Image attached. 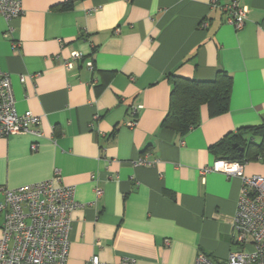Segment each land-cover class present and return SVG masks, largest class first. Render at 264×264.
I'll return each instance as SVG.
<instances>
[{
	"label": "crops",
	"instance_id": "obj_1",
	"mask_svg": "<svg viewBox=\"0 0 264 264\" xmlns=\"http://www.w3.org/2000/svg\"><path fill=\"white\" fill-rule=\"evenodd\" d=\"M16 1L23 15L0 17V70L17 112L39 117L42 136L0 138V189L47 181L55 171L74 187L84 207L70 216L66 264L94 256L194 264L198 253L225 264L237 249L241 181L201 170L217 161L209 148L226 134L264 123V0H239L240 29L212 0ZM69 1V9H54ZM72 52L93 71L81 62L68 70ZM218 71L232 77L229 111L210 118L202 106L200 125L182 139L161 129L166 76L211 81ZM134 107L137 122L128 128ZM243 171L264 177V160ZM2 222L0 215V230Z\"/></svg>",
	"mask_w": 264,
	"mask_h": 264
},
{
	"label": "built area",
	"instance_id": "obj_2",
	"mask_svg": "<svg viewBox=\"0 0 264 264\" xmlns=\"http://www.w3.org/2000/svg\"><path fill=\"white\" fill-rule=\"evenodd\" d=\"M212 7H218L226 14V22L242 28L246 9L239 0H229L219 5L218 0L211 1ZM23 15L20 1L0 0V17L9 21ZM19 44L14 43L16 49ZM81 62L89 71L93 64L84 60L80 52H72L64 62L68 69H74ZM139 107L131 111V120L125 125L132 128L137 122ZM40 118L30 111L18 113L15 107L11 80L7 73L0 70V138L16 134H29L41 137L38 127ZM37 143L30 146L36 151ZM141 164H147L141 161ZM244 164L226 160H217L211 166L202 168L201 174L220 172L227 177H237L241 181V193L232 219L234 245L225 264H264V177L245 176ZM0 215L3 222L0 230V264H66L71 213L84 206L75 201V189L61 182L59 172L55 171L50 180L15 189L1 188ZM97 197L102 195L96 190ZM168 241H166V245ZM89 264L104 263L94 256ZM123 264H135L127 259ZM194 264H217L207 255L198 253Z\"/></svg>",
	"mask_w": 264,
	"mask_h": 264
},
{
	"label": "trees",
	"instance_id": "obj_3",
	"mask_svg": "<svg viewBox=\"0 0 264 264\" xmlns=\"http://www.w3.org/2000/svg\"><path fill=\"white\" fill-rule=\"evenodd\" d=\"M72 1L59 4L55 10H67ZM170 85L168 111L161 129L172 131L182 139L201 123L200 108L205 106L208 116L214 118L229 111L232 91V77L224 71H218L211 81H197L169 74L166 76ZM260 136L261 143L254 138ZM244 148L239 152L233 145ZM217 160L239 162L264 160V123L257 127L243 128L236 133H228L209 148Z\"/></svg>",
	"mask_w": 264,
	"mask_h": 264
},
{
	"label": "water",
	"instance_id": "obj_4",
	"mask_svg": "<svg viewBox=\"0 0 264 264\" xmlns=\"http://www.w3.org/2000/svg\"><path fill=\"white\" fill-rule=\"evenodd\" d=\"M233 147H234V148H237V150H238L239 152H244V148H243V147H239L238 144H234Z\"/></svg>",
	"mask_w": 264,
	"mask_h": 264
},
{
	"label": "rangeland",
	"instance_id": "obj_5",
	"mask_svg": "<svg viewBox=\"0 0 264 264\" xmlns=\"http://www.w3.org/2000/svg\"><path fill=\"white\" fill-rule=\"evenodd\" d=\"M261 138H260V136H256L255 138H254V142L256 143V144H260L261 143Z\"/></svg>",
	"mask_w": 264,
	"mask_h": 264
}]
</instances>
